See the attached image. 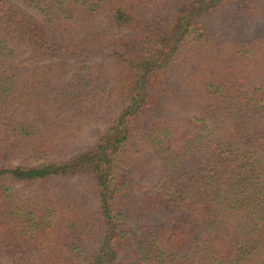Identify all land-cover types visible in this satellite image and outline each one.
<instances>
[{
    "label": "trees",
    "instance_id": "trees-1",
    "mask_svg": "<svg viewBox=\"0 0 264 264\" xmlns=\"http://www.w3.org/2000/svg\"><path fill=\"white\" fill-rule=\"evenodd\" d=\"M231 1L0 0V264H264V1L230 36Z\"/></svg>",
    "mask_w": 264,
    "mask_h": 264
},
{
    "label": "rangeland",
    "instance_id": "rangeland-1",
    "mask_svg": "<svg viewBox=\"0 0 264 264\" xmlns=\"http://www.w3.org/2000/svg\"><path fill=\"white\" fill-rule=\"evenodd\" d=\"M260 1L264 0H236L229 2L224 8L220 9L219 13L214 18L215 31H221V33L228 31L230 36H232L239 34V31L243 29V34H246L249 29H246L245 27H248L250 23L249 21L251 19H244V15L246 14L252 2ZM226 26L230 28L227 29ZM236 30L238 32H236ZM102 122L103 120L95 123L93 122V124L86 127L85 130L81 132V134L77 133L76 135L70 136L68 140V149L72 148L71 152H75L81 150L82 148L91 146L93 144L94 136H96L98 132H102L105 128V126L101 124ZM74 182L75 186L78 188L84 186L87 190L90 189L88 182L84 178L74 180ZM129 221L128 227L132 238L130 248L132 249L135 246V242L139 236V233L135 227L134 221L132 219Z\"/></svg>",
    "mask_w": 264,
    "mask_h": 264
}]
</instances>
